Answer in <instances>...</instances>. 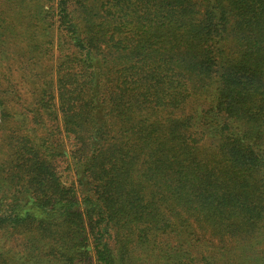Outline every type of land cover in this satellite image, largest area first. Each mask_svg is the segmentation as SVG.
I'll return each mask as SVG.
<instances>
[{
	"label": "trees",
	"instance_id": "trees-1",
	"mask_svg": "<svg viewBox=\"0 0 264 264\" xmlns=\"http://www.w3.org/2000/svg\"><path fill=\"white\" fill-rule=\"evenodd\" d=\"M1 64L0 264H264V0H0Z\"/></svg>",
	"mask_w": 264,
	"mask_h": 264
},
{
	"label": "rangeland",
	"instance_id": "rangeland-1",
	"mask_svg": "<svg viewBox=\"0 0 264 264\" xmlns=\"http://www.w3.org/2000/svg\"><path fill=\"white\" fill-rule=\"evenodd\" d=\"M10 48H11L12 52H14V50H15L14 45H12ZM3 67H5V64H1L0 65V77H2V78L4 77V75H6V74H4L5 71H4ZM12 69H13V73H12L11 76H9L10 79H11V83L12 84H16L17 87L21 90V93H25V89L24 88H26L27 86L20 80V77H21L20 76V70H21V68H20L19 64H17V63L13 64L11 70ZM0 84H4V82L0 80ZM27 90H28V88H27ZM50 124L52 125L53 123H50ZM55 124H56V126H59L58 123H55ZM60 138L62 139L61 140L62 144L64 145L66 150H69L72 140L69 139L67 136H65L63 133L60 136ZM57 173L61 177V181L63 182L64 185L68 186V185L71 184V182H73L72 172L67 170L66 165H64L62 163H58L57 164Z\"/></svg>",
	"mask_w": 264,
	"mask_h": 264
}]
</instances>
